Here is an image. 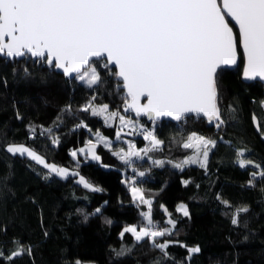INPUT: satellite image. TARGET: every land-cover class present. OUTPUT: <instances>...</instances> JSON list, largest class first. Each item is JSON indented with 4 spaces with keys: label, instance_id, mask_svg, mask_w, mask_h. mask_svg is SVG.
I'll use <instances>...</instances> for the list:
<instances>
[{
    "label": "trees",
    "instance_id": "obj_1",
    "mask_svg": "<svg viewBox=\"0 0 264 264\" xmlns=\"http://www.w3.org/2000/svg\"><path fill=\"white\" fill-rule=\"evenodd\" d=\"M231 24L240 59L215 74L219 126L125 112L123 82L104 58L84 83L39 56L0 54V264H264V83L242 78ZM103 104L150 134L124 128L115 140L117 123L93 109ZM192 133L215 142L210 156L177 167ZM124 136L141 149L132 160L120 155ZM10 143L66 170L49 172Z\"/></svg>",
    "mask_w": 264,
    "mask_h": 264
},
{
    "label": "water",
    "instance_id": "obj_2",
    "mask_svg": "<svg viewBox=\"0 0 264 264\" xmlns=\"http://www.w3.org/2000/svg\"><path fill=\"white\" fill-rule=\"evenodd\" d=\"M231 22L242 78L264 83V0H0V54L39 56L71 78L104 58L125 112L216 124L215 74L240 59Z\"/></svg>",
    "mask_w": 264,
    "mask_h": 264
},
{
    "label": "rangeland",
    "instance_id": "obj_3",
    "mask_svg": "<svg viewBox=\"0 0 264 264\" xmlns=\"http://www.w3.org/2000/svg\"><path fill=\"white\" fill-rule=\"evenodd\" d=\"M94 73H95L94 72V65L91 64V65L87 66V68H85L83 71L79 72L77 74V78L79 81H82L84 83H88V82H91V80H93L95 77H97V73L96 74H94ZM90 74L91 75L94 74V76H91ZM263 107H264V101H263ZM93 109L96 113L102 115L106 122L117 123L118 132L116 133V137L114 138L115 140L121 138L119 133H120V131H122V129L126 128V130L127 129L129 130V128H132L133 125H135L138 122V119L134 116H129L127 114H124L123 112L119 113L113 109L109 110L106 104L94 106ZM94 134L98 140H100V141L102 140L105 143H109L108 139L105 136H103L102 134H99V133H94ZM125 138H126L125 139L126 141L124 143L125 146L123 147V150H121L120 155L122 157L123 156L124 157H130V159L132 158V156H134V154L139 155L141 149L138 148L134 139L131 140L129 137H125ZM153 138L154 137H151L150 139H153ZM112 142L113 141H111V143ZM184 143L187 146L192 145L193 147L192 146L191 147H192L193 151L188 155L187 158L184 159L183 162H178L177 167L187 165L188 163H199L200 162V163L205 164L206 161L208 160L209 156H210L209 152L211 151V149L213 148V145L215 144V142H213V140L207 139L201 135H197L196 133L190 134V136L187 138V140ZM9 146H10V148L20 149L21 152L24 151L27 154H31L32 158H35V159H37V161L39 160L40 162H42L43 165L46 167L45 169H47V171H49V172L54 170V169H59L61 171L66 170L65 168L55 166L54 163L46 162L44 160V158L37 157L38 156L37 151H35L34 149L29 148L23 144L10 143ZM124 149H125V151H124ZM82 151L85 152V148H83ZM74 152H77V151H74ZM87 152H89L90 156L91 155L93 157L96 156L95 148L93 145L88 147ZM239 162H241V164H243V165L247 164V162L243 159L239 160ZM178 208L187 210L186 205L183 202H179Z\"/></svg>",
    "mask_w": 264,
    "mask_h": 264
},
{
    "label": "built area",
    "instance_id": "obj_4",
    "mask_svg": "<svg viewBox=\"0 0 264 264\" xmlns=\"http://www.w3.org/2000/svg\"><path fill=\"white\" fill-rule=\"evenodd\" d=\"M151 132V127L145 123L139 124L135 127H133L132 129V134L136 135V136H142L144 137V135L150 134ZM127 174H129L130 178H133V174L132 172L129 173V171H126Z\"/></svg>",
    "mask_w": 264,
    "mask_h": 264
}]
</instances>
